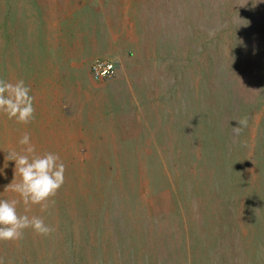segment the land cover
Masks as SVG:
<instances>
[{
    "label": "rangeland",
    "instance_id": "obj_1",
    "mask_svg": "<svg viewBox=\"0 0 264 264\" xmlns=\"http://www.w3.org/2000/svg\"><path fill=\"white\" fill-rule=\"evenodd\" d=\"M0 78L36 109L0 113V199L25 133L66 165L48 211L17 208L55 231L6 264H264V0H0Z\"/></svg>",
    "mask_w": 264,
    "mask_h": 264
},
{
    "label": "clouds",
    "instance_id": "obj_2",
    "mask_svg": "<svg viewBox=\"0 0 264 264\" xmlns=\"http://www.w3.org/2000/svg\"><path fill=\"white\" fill-rule=\"evenodd\" d=\"M30 92V86L23 79L13 83L0 78V113L17 123H31L36 109L35 97ZM238 122L239 126L234 128L237 134L247 125V119L242 118ZM18 143L22 146L20 152L7 151L6 160L15 161V168L14 179L5 190L16 193L19 199H0V241L5 242L22 240L27 229L40 236H50L55 231L42 217L20 214L17 208L22 203L25 213L30 211L31 205H39L42 212L48 211L55 204L54 198L66 179V165L59 154H37L28 133ZM17 174L19 180L16 179ZM0 264H6L3 257H0Z\"/></svg>",
    "mask_w": 264,
    "mask_h": 264
},
{
    "label": "built area",
    "instance_id": "obj_3",
    "mask_svg": "<svg viewBox=\"0 0 264 264\" xmlns=\"http://www.w3.org/2000/svg\"><path fill=\"white\" fill-rule=\"evenodd\" d=\"M118 71V62L111 58H98L91 64V72L98 79L115 76Z\"/></svg>",
    "mask_w": 264,
    "mask_h": 264
}]
</instances>
